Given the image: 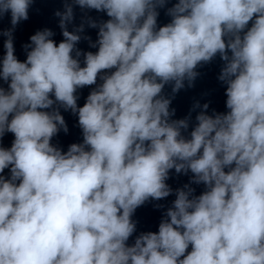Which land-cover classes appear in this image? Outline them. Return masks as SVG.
Segmentation results:
<instances>
[{"label":"clouds","instance_id":"9594fccd","mask_svg":"<svg viewBox=\"0 0 264 264\" xmlns=\"http://www.w3.org/2000/svg\"><path fill=\"white\" fill-rule=\"evenodd\" d=\"M169 2L64 0L54 13L63 40L38 30L20 61L14 32L34 0H0L11 25L0 29V141L14 135L0 144V264H264V0ZM160 9L171 17L163 26ZM81 39L98 51L83 52ZM217 56L227 111L196 101L173 119L175 95ZM93 85L78 106V89ZM60 109L83 136L66 152L51 143L68 132ZM173 169L189 183L173 190ZM173 192L158 232L128 245L135 210Z\"/></svg>","mask_w":264,"mask_h":264},{"label":"water","instance_id":"95a60500","mask_svg":"<svg viewBox=\"0 0 264 264\" xmlns=\"http://www.w3.org/2000/svg\"><path fill=\"white\" fill-rule=\"evenodd\" d=\"M176 0H170L168 7H171ZM63 3L64 0H34L31 8L29 9V18L26 21H22L14 32V47H15V55L20 61H24L26 59V53L23 49V45L30 42V36L35 34L36 31L42 30L44 28L51 29L55 35L53 39L59 43L63 40L61 29L59 28V18L54 15L55 11L61 10L63 11ZM160 15L158 17V25L163 26L170 22L171 17L167 16L166 9H160ZM75 19L73 24L78 26L81 23V17L84 16L85 13L81 11V9L77 6L74 8ZM87 15L100 20H107L108 17L106 13L97 12L95 10L87 11ZM10 25V14L6 15L2 20H0V29H7ZM249 27H251V22L249 23ZM73 25H69V30L71 31ZM98 29H93L85 25V30L82 33V36H88L91 38V41H96ZM6 38L0 36V59H2L4 55V47L3 43ZM83 52L98 51V48L90 47L89 41L85 39H81V41L77 45ZM81 61H83V57H81ZM223 61L217 56L212 62L209 64L203 65L199 67L197 71L200 75L194 82V87L188 88L185 87L181 89L174 97L171 103V107L175 108V116L173 119H182L187 116L192 109L193 104L196 101H199L200 104L209 103V108L207 109V113L211 114L213 110L216 112H226V85L222 84L218 80V76L220 74L221 68L223 66ZM83 66V63L81 64ZM97 83H101V81H97ZM5 88H7V84L0 81ZM95 87L86 86L82 89H78L77 95L79 97L77 103L78 106H83L86 102V98L89 95L90 91ZM166 94H171L170 86H166L165 88ZM61 114L63 115L67 127L68 132L65 133L61 130L55 137L52 138L51 143L55 146L61 148L62 151L66 152L68 147L73 143H82L83 136L82 130L78 125V116L74 115L70 110L65 111L60 109ZM200 109H196L195 111H191V122L188 132L192 130V127L195 125V117L198 114ZM188 133H185L187 135ZM14 140V135L12 133H6L0 141L3 147L8 148L11 147V144ZM5 175L9 174V170H5ZM191 173L189 172L187 175L185 174H177L175 170L170 171V178L166 181L169 186L175 190L177 188L183 187L184 184L189 183ZM192 187L195 188V195H200L204 190V185H195ZM175 199V194L169 195L167 198L161 199L159 201L150 200L146 202L144 205L138 207L135 210V213L132 217L134 221L137 222L136 232L128 240V245H132L135 241L136 236H138L142 232H158L159 224L161 219L163 218V213L167 210L168 207H171L172 202ZM160 204L163 205V208H157L155 205ZM188 251H191V246Z\"/></svg>","mask_w":264,"mask_h":264}]
</instances>
